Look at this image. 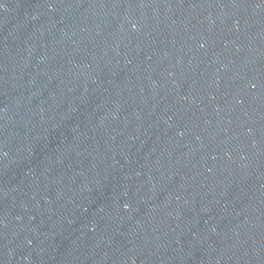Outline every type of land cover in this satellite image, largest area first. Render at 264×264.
Instances as JSON below:
<instances>
[{
    "label": "water",
    "instance_id": "obj_1",
    "mask_svg": "<svg viewBox=\"0 0 264 264\" xmlns=\"http://www.w3.org/2000/svg\"><path fill=\"white\" fill-rule=\"evenodd\" d=\"M0 264H264V0H0Z\"/></svg>",
    "mask_w": 264,
    "mask_h": 264
}]
</instances>
